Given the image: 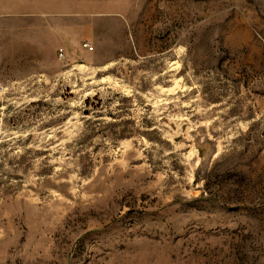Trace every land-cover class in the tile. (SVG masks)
I'll return each mask as SVG.
<instances>
[{
	"label": "rangeland",
	"instance_id": "1",
	"mask_svg": "<svg viewBox=\"0 0 264 264\" xmlns=\"http://www.w3.org/2000/svg\"><path fill=\"white\" fill-rule=\"evenodd\" d=\"M0 264H264V0H0Z\"/></svg>",
	"mask_w": 264,
	"mask_h": 264
},
{
	"label": "built area",
	"instance_id": "2",
	"mask_svg": "<svg viewBox=\"0 0 264 264\" xmlns=\"http://www.w3.org/2000/svg\"><path fill=\"white\" fill-rule=\"evenodd\" d=\"M58 53H59L61 59H65L66 58V52L64 51V48H60Z\"/></svg>",
	"mask_w": 264,
	"mask_h": 264
},
{
	"label": "crops",
	"instance_id": "3",
	"mask_svg": "<svg viewBox=\"0 0 264 264\" xmlns=\"http://www.w3.org/2000/svg\"><path fill=\"white\" fill-rule=\"evenodd\" d=\"M66 42V41H65Z\"/></svg>",
	"mask_w": 264,
	"mask_h": 264
}]
</instances>
